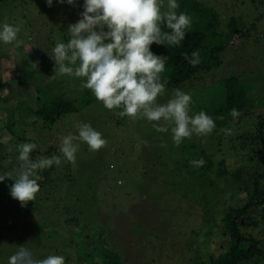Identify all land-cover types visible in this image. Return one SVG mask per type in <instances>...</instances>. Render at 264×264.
Returning <instances> with one entry per match:
<instances>
[{"label": "trees", "instance_id": "trees-1", "mask_svg": "<svg viewBox=\"0 0 264 264\" xmlns=\"http://www.w3.org/2000/svg\"><path fill=\"white\" fill-rule=\"evenodd\" d=\"M4 1L6 0H0V4ZM227 2L234 10L237 6L254 10L252 16H255L254 21L246 25L248 20L231 15L225 4L226 8H219L215 4L212 5L209 0H178L177 12H185L192 17L191 29L181 47L168 46L167 43L153 44L151 51L158 56L167 57L165 71L161 74L162 80L166 82L165 93L162 96H167L168 101L175 89L185 87L186 93L192 97L191 113L203 110L216 123L214 131L210 134L213 138L217 136L216 150L206 152L197 145L196 141H186V138L178 147V152H184L181 158L188 161L202 158L205 162L202 167L194 166L199 172L196 175L197 179L200 176L204 185L201 193L198 196L194 195L193 200L197 204H193L194 207L185 212L191 210V216L199 222L198 226L202 224L208 227L205 230H209L210 242L204 247L209 249L207 252L209 261L211 264H264V115L253 118L254 103L250 99V89L243 87L240 76L232 74L220 77L218 75L212 84L209 82L211 86L207 89L204 85L214 77V72L221 64V56L230 45L249 37L256 27L263 25L262 28H264V0H227ZM82 3L79 0L73 5L57 4L54 0L53 5L49 7L44 0L42 5H35L36 8H42L47 12L42 21H45L46 28L47 24H51V27L41 32L36 47L23 45L15 49V54L20 52L27 65L17 69L13 64L5 63L4 66L0 60V114L4 116L0 124V174L15 175L14 169L18 168L20 163L17 160L16 149L21 143L37 145L31 153L33 161L45 157L60 158L59 163L54 162L51 167L38 170L40 191L36 194L34 201L28 202L23 207L20 202L10 196V187L14 181L6 178L0 183L1 188L10 186L3 193L0 190V234L3 233L2 236L0 235V250L3 252L8 250L15 253L22 246L26 248L32 246L35 249L43 247V244L35 241L34 237L28 238L26 234L23 237L18 236L20 231H24L25 224L30 226L29 229L26 228V231H29L27 234H39L45 230V234L55 235V223L59 220L70 235L73 231V236L76 237L78 234L79 236L87 235L88 230L85 227L79 229L76 227L80 217L79 201L72 195L65 182L72 179V163L65 160L59 151L61 142L59 146L45 142L46 146L41 147L38 141L24 137V135H31V132L33 134L32 129L35 126H40L39 131L42 133L52 129L58 130L57 123L60 118L75 117L96 100L93 94L90 97L91 90L83 87L82 78L66 75L62 76V79L69 80L71 87L74 82L73 84L83 90V93L76 100L65 97L61 88L58 89L57 84L55 86L52 84V72L50 73L52 68H55L54 61L50 57L52 49L59 40L67 43L70 39L68 27L80 19L77 18V13H73L72 7H76L80 14ZM164 6H167V0H164ZM54 10H58L60 18H54L56 16ZM51 11L53 14H50ZM162 30L169 31L163 27ZM56 36L61 39L55 40ZM193 51H199L201 61L195 67L184 58L185 53L190 57ZM9 67L13 72H20L21 77L14 75L8 82L4 81ZM10 100L14 101L12 102L14 106H10ZM5 103H8V106L2 110L1 107ZM233 108L241 113L236 119L229 115ZM120 111L121 109H117V114L111 121L119 118L116 123H120L125 118L119 114ZM219 117L223 119H218ZM24 120L31 126H26L23 136H18L14 133L15 126ZM236 126L244 127H240L239 132H233ZM69 134L71 132H66L64 136ZM72 135H78V133ZM151 135L154 136V132ZM34 136L40 139L38 135ZM225 138H228L227 142L224 141ZM163 143L165 142L154 141L151 138L148 142L146 161L150 162V169L154 172L159 167L157 162L160 161L157 156L160 155L158 151ZM221 144L227 151L236 152L237 156L243 147L249 149L248 153L241 157L246 173L240 170L232 172L227 169L225 160L220 159ZM167 146L173 151L172 144ZM215 158L217 168L213 170L212 160ZM171 161L173 162L172 158ZM182 167L175 168L178 175H181L184 169H188L185 165ZM193 184L194 182L189 183L192 186ZM118 186L122 184L119 183ZM218 193L224 198L221 196L217 200ZM243 194L245 195L243 205H231L232 200ZM16 205L19 206L20 211ZM151 213H146L145 216L150 218L146 221L147 224L153 226L154 224L150 221L155 212L153 215ZM100 233L97 234L96 242L101 256H96L95 253L94 257L92 251V258H86L84 264H96L97 261H100V264H125ZM91 239L92 237L87 236V240ZM107 259H110L112 263L107 262Z\"/></svg>", "mask_w": 264, "mask_h": 264}, {"label": "rangeland", "instance_id": "rangeland-1", "mask_svg": "<svg viewBox=\"0 0 264 264\" xmlns=\"http://www.w3.org/2000/svg\"><path fill=\"white\" fill-rule=\"evenodd\" d=\"M209 1L219 8L227 7L231 15L243 17L245 21L248 20L246 25L251 24L255 19V16L252 17L254 10L251 8L244 7L243 9L242 6H237L234 10L229 7L227 0ZM43 2L44 0H6L0 4V24L7 23L19 28L15 49L23 45L36 47L41 32L51 27V24H47L46 28L45 21H42L47 12L35 6L42 5ZM166 8L167 6L163 4L162 10L166 11ZM76 9L72 7L73 13H77V18H80L79 10ZM243 10L245 12L242 13ZM54 11H56L54 18H60L58 10ZM82 11L83 9L80 8V13ZM50 14H53L52 11ZM262 26L256 27L249 37L230 45L223 52L221 64L214 72V77L204 84L207 89L211 86L209 82L212 84L218 75L220 77L232 74L240 76L243 87L250 89V99L254 103L253 118L264 115V28ZM59 39L61 37L56 36L55 40ZM15 49L13 50L12 45L0 44V60L4 66L5 63L13 64L18 69L20 66L27 65L20 52L15 54ZM33 58L35 59V56ZM51 72L52 84L54 86L57 84V88H61L65 97L72 100L81 97L83 90L74 85V82L71 87L69 80L62 79V76L55 74V68H52ZM5 75L7 76L4 78L6 82L11 76L21 77V73L13 72L11 67ZM180 89L186 93L185 87ZM164 100L167 102V96H159L157 103L165 104ZM10 101L8 102L10 106H14L12 103L14 101ZM8 103H5L1 109L6 108ZM116 114L117 109H105L101 102L94 100L75 117L60 118L57 123L58 130L52 129L42 133L39 131L40 126H35L32 129L33 134L31 132L29 136L24 135L27 139L38 141L41 147L46 146L45 142L59 146L66 132L78 133L79 125L90 124L102 134L107 143L103 148L93 152L85 143L79 142L76 160L71 165L72 179L65 181L72 195L79 201L80 217L76 227L78 229L85 227L89 231L87 235L79 236L78 234L79 237H76L73 236L74 231L70 235L65 231L63 223L58 220L55 223V235L45 234V230L39 234H27L29 231H26V228L29 229L30 226L25 224L24 231H20L18 236L23 237L26 234L28 238L34 237L35 241L43 244L41 249H35L32 246L28 248L35 259H43L49 255H63L65 264H84L86 258H92V251L94 257L95 253L96 256H101L99 245L96 242L97 234L99 235L100 232L125 264H211L207 256L209 249L204 247L210 242L209 230H205L208 227L202 224L198 226L199 222L191 216V210L185 212L193 208V204H197L193 198L194 195L198 196L201 193L204 182L200 180V176L197 179L196 175L199 172L190 163L191 161L181 158L184 152H178L180 145L172 143L171 125H167L168 132L160 133L155 130L153 123H163L162 121L150 122L142 115H138L136 118L125 116L120 123H116L119 118L111 121ZM3 118L4 116L0 114V124ZM28 125V122L24 120L15 126L14 133L23 136L25 127ZM240 127L236 126L233 132H239ZM153 132L154 136L151 135ZM34 135H38L40 139ZM198 137L194 134L186 138V141H196L200 148L209 153L212 149L216 150L217 136L214 138L210 135ZM150 138L154 141L165 142L158 151L160 155L157 159L160 162L156 159L159 167L155 172L150 169V162L146 161V150ZM227 139L225 138L224 141L227 142ZM168 144L173 145V151L167 146ZM220 151V159L225 160L229 171L240 170L246 173L241 157L248 153L247 147H243L238 156L236 152L227 151L222 144ZM217 159L212 160L213 170L217 168ZM184 165L188 169H184L182 174L178 175L175 168L177 166L183 168ZM192 182H194L193 186L189 185ZM119 183L122 186H118ZM8 188L0 187L1 193ZM221 196L218 193L217 200ZM244 196L243 194L232 200L231 205H243ZM16 208L19 210L18 205ZM149 212H152L151 215L155 212L152 217L153 221H150L154 224L153 226L146 222L150 220L145 216ZM0 235L2 236L3 233ZM87 236L92 239L87 240ZM13 254L14 252L8 250L4 252L0 250V264H8V259ZM107 262L112 263L110 259H107ZM96 264H100V261Z\"/></svg>", "mask_w": 264, "mask_h": 264}, {"label": "clouds", "instance_id": "clouds-1", "mask_svg": "<svg viewBox=\"0 0 264 264\" xmlns=\"http://www.w3.org/2000/svg\"><path fill=\"white\" fill-rule=\"evenodd\" d=\"M51 7L54 0H45ZM57 4L73 5L77 0H55ZM164 0H83L80 19L68 27L70 39L58 42L52 49L51 59L55 74L82 78L83 87L108 110L121 109L120 115L136 118L142 115L157 132L169 131L178 146L192 135L207 137L215 127V120L203 110L191 113L192 97L175 89L165 104L157 98L165 93L166 82L162 80L167 57L154 54L151 45L181 47L192 27V17L177 12L178 0H167V10H162ZM163 28L169 31H163ZM19 28L0 24V44L12 45L18 41ZM184 58L195 67L200 61L199 51L185 53ZM240 112L233 108L229 115L236 119ZM218 119H223L219 117ZM79 142L90 151H98L107 141L90 124L78 126V135L69 134L61 140L59 151L65 160L74 163ZM35 143L17 145L18 168L12 173L0 174V183L6 178L14 183L10 187L12 199L25 206L36 199L40 191L38 170L59 163V157L41 158L33 161L31 153ZM202 167L204 160L190 162ZM8 264H65L63 255H49L35 259L26 247H19L9 257Z\"/></svg>", "mask_w": 264, "mask_h": 264}]
</instances>
